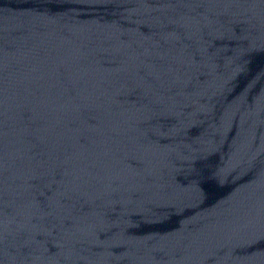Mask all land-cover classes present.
<instances>
[{"label": "water", "instance_id": "obj_1", "mask_svg": "<svg viewBox=\"0 0 264 264\" xmlns=\"http://www.w3.org/2000/svg\"><path fill=\"white\" fill-rule=\"evenodd\" d=\"M0 264H264V0H0Z\"/></svg>", "mask_w": 264, "mask_h": 264}]
</instances>
